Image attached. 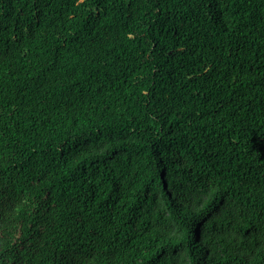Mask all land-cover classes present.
I'll return each instance as SVG.
<instances>
[{
  "label": "trees",
  "instance_id": "trees-1",
  "mask_svg": "<svg viewBox=\"0 0 264 264\" xmlns=\"http://www.w3.org/2000/svg\"><path fill=\"white\" fill-rule=\"evenodd\" d=\"M0 264H264V0H0Z\"/></svg>",
  "mask_w": 264,
  "mask_h": 264
}]
</instances>
